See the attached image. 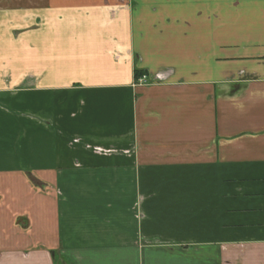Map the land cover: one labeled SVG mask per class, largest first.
<instances>
[{
    "label": "crops",
    "instance_id": "1",
    "mask_svg": "<svg viewBox=\"0 0 264 264\" xmlns=\"http://www.w3.org/2000/svg\"><path fill=\"white\" fill-rule=\"evenodd\" d=\"M50 251L264 264V0H0V264Z\"/></svg>",
    "mask_w": 264,
    "mask_h": 264
},
{
    "label": "flooded vegetation",
    "instance_id": "2",
    "mask_svg": "<svg viewBox=\"0 0 264 264\" xmlns=\"http://www.w3.org/2000/svg\"><path fill=\"white\" fill-rule=\"evenodd\" d=\"M49 258H50L52 264H57L58 263V258H57V255H56L55 251H50L49 252ZM64 262H66L67 264L69 263L67 260L64 261Z\"/></svg>",
    "mask_w": 264,
    "mask_h": 264
},
{
    "label": "built area",
    "instance_id": "3",
    "mask_svg": "<svg viewBox=\"0 0 264 264\" xmlns=\"http://www.w3.org/2000/svg\"><path fill=\"white\" fill-rule=\"evenodd\" d=\"M147 82L146 78L145 77H142L140 80H139V83L140 84H145Z\"/></svg>",
    "mask_w": 264,
    "mask_h": 264
},
{
    "label": "rangeland",
    "instance_id": "4",
    "mask_svg": "<svg viewBox=\"0 0 264 264\" xmlns=\"http://www.w3.org/2000/svg\"><path fill=\"white\" fill-rule=\"evenodd\" d=\"M164 259H161V261L163 262Z\"/></svg>",
    "mask_w": 264,
    "mask_h": 264
},
{
    "label": "trees",
    "instance_id": "5",
    "mask_svg": "<svg viewBox=\"0 0 264 264\" xmlns=\"http://www.w3.org/2000/svg\"><path fill=\"white\" fill-rule=\"evenodd\" d=\"M136 76H138V75H136Z\"/></svg>",
    "mask_w": 264,
    "mask_h": 264
}]
</instances>
